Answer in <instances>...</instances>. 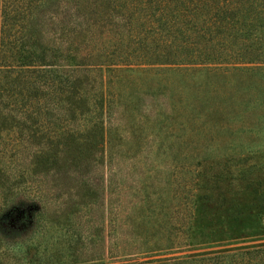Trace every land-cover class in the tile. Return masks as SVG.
<instances>
[{
  "label": "trees",
  "instance_id": "16d2710c",
  "mask_svg": "<svg viewBox=\"0 0 264 264\" xmlns=\"http://www.w3.org/2000/svg\"><path fill=\"white\" fill-rule=\"evenodd\" d=\"M161 71L142 115L120 73ZM129 136L173 166L111 207ZM263 228L264 0H0V264H264Z\"/></svg>",
  "mask_w": 264,
  "mask_h": 264
},
{
  "label": "rangeland",
  "instance_id": "374dc122",
  "mask_svg": "<svg viewBox=\"0 0 264 264\" xmlns=\"http://www.w3.org/2000/svg\"><path fill=\"white\" fill-rule=\"evenodd\" d=\"M153 73L154 72L147 74H142L140 72L120 73L122 77L120 86L127 91L126 95L130 89H133L135 95L142 97V101L140 102L141 108H139V112L142 113V115L143 111H147V114H151L152 108H163L157 105L163 98L156 100V97L143 94V92H147L148 89L155 88L158 85H166L167 87L175 88V91L178 92L180 90L177 89L178 86L180 87L183 83H191L192 81L188 79L186 75V77L181 79V77H178V75L173 72L161 71L157 74ZM203 79L204 78L200 80ZM130 116L131 110L128 109L124 112L122 121L129 124ZM121 143V146L119 145L115 148V154L112 157L111 163L107 164L102 172L105 175V186H107L108 193L112 197L109 204L112 203L113 205L110 204L111 207H115L114 204H116V200H118L119 207L122 206L123 208V206H128L129 201H134L133 196L142 195L144 191L150 192L151 194L155 193L154 195L158 196V188H160L164 180L169 178V172L171 171V166H173L171 165L173 161H170V156H161L160 152L156 151L160 140L153 139L151 136H147L146 138H132L129 136V138L124 139ZM157 168H159V170ZM162 191L164 194L167 192V190ZM257 231L255 239H263L264 228L262 230L258 229ZM248 239L253 238L248 237ZM190 244H192V242H190ZM196 244L198 247L200 245V240H197Z\"/></svg>",
  "mask_w": 264,
  "mask_h": 264
}]
</instances>
